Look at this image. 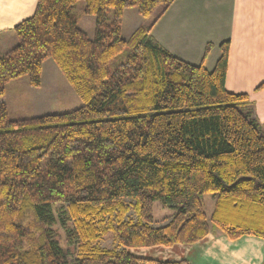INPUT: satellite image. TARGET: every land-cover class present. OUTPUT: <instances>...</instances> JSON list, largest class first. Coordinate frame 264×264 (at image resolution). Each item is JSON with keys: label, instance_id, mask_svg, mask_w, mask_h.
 Listing matches in <instances>:
<instances>
[{"label": "trees", "instance_id": "1", "mask_svg": "<svg viewBox=\"0 0 264 264\" xmlns=\"http://www.w3.org/2000/svg\"><path fill=\"white\" fill-rule=\"evenodd\" d=\"M77 1L37 0L0 53V98L22 75L39 86L51 57L82 101L12 119L0 100V264H191L126 248L193 243L210 231L264 237V121L246 93L224 86L228 40L207 69L211 44L194 64L149 33L174 0H84L76 13ZM128 7L154 15L124 38ZM80 14L94 15L92 38ZM204 193L214 197L209 218ZM125 198L135 222L124 219ZM156 200L174 213L153 227ZM104 220L116 247L100 246Z\"/></svg>", "mask_w": 264, "mask_h": 264}, {"label": "crops", "instance_id": "2", "mask_svg": "<svg viewBox=\"0 0 264 264\" xmlns=\"http://www.w3.org/2000/svg\"><path fill=\"white\" fill-rule=\"evenodd\" d=\"M36 4L37 0H0V53L15 44L14 26L31 17ZM149 33L172 54L194 64L202 60L205 46L211 44L203 58L207 69L214 66L221 52L219 44L227 39L224 86L233 93H246L254 115L264 121V86L256 89L264 81V0H174ZM126 250L161 261L264 264V237L252 234L230 238L210 231L193 243Z\"/></svg>", "mask_w": 264, "mask_h": 264}, {"label": "rangeland", "instance_id": "3", "mask_svg": "<svg viewBox=\"0 0 264 264\" xmlns=\"http://www.w3.org/2000/svg\"><path fill=\"white\" fill-rule=\"evenodd\" d=\"M83 6L84 0H78L75 4L74 11L79 13ZM153 15L146 18L138 13L136 7L126 8L122 15V37L128 38L135 27L147 22V19L151 20ZM77 24L85 31L89 38L93 37L94 15L80 14ZM126 51L127 49H124L117 58L112 61V65L122 59ZM18 78L19 79L11 81L5 87L4 95L0 98V100L7 103L8 116L12 119L64 112L82 105L81 99L75 93L51 57L44 60L42 64L39 86H31L28 83L26 75H22ZM201 199L204 211L209 218L214 205V197L211 193H204ZM124 203L129 207L124 219L132 222L137 221V214L133 206L134 200L125 198ZM152 211L154 221L151 223V226L153 227L165 225L174 213L173 209L163 206L159 200L154 201ZM54 227L63 235V231L60 229L59 225ZM99 228V243L101 247L112 248L118 246L115 236L113 232L108 229V224L105 220L99 223ZM23 246L27 247V242H24ZM144 250L145 249L141 252H145ZM151 254L154 253L152 252Z\"/></svg>", "mask_w": 264, "mask_h": 264}]
</instances>
